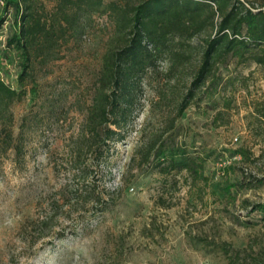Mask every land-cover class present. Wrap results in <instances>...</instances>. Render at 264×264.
I'll return each instance as SVG.
<instances>
[{
  "label": "rangeland",
  "instance_id": "1",
  "mask_svg": "<svg viewBox=\"0 0 264 264\" xmlns=\"http://www.w3.org/2000/svg\"><path fill=\"white\" fill-rule=\"evenodd\" d=\"M100 1L80 10L32 1L43 19L60 20L62 7L72 21L49 56L32 59L22 83L19 55L5 50L12 8L0 29V78L19 93L10 127L24 137L19 162L0 151V264H227L223 246L240 252L237 264L258 255L264 263V64L251 58L260 48L217 57L177 116L216 34L215 5L182 17V30L157 48L146 46L155 63L141 75L123 140L100 160L83 148L80 166L70 163L103 63L127 39L122 17L146 0ZM240 1L264 10V0ZM156 140L194 160L200 176L163 178L140 164Z\"/></svg>",
  "mask_w": 264,
  "mask_h": 264
},
{
  "label": "trees",
  "instance_id": "2",
  "mask_svg": "<svg viewBox=\"0 0 264 264\" xmlns=\"http://www.w3.org/2000/svg\"><path fill=\"white\" fill-rule=\"evenodd\" d=\"M32 1L0 0L2 2L0 29L10 8L13 10V27L5 40V50L15 51L19 55L18 81L21 83L30 74L32 59L40 55L43 58L49 56L56 37L63 34L72 21L62 7L57 10L61 16L60 20L51 22L43 19L40 15L34 14ZM64 2L76 10L101 4L100 0ZM203 4L209 8L211 4L215 5L216 10L211 11L212 18L217 12L220 21L216 26L215 36L207 43L201 65L188 93L177 108V116H180L189 105L193 90L200 89L212 76L215 60L220 55L230 53L238 55L239 52L252 47L260 48L258 53H252L251 58L256 64H264V10L255 9L252 3H248L251 5L246 7L240 0H205L201 4L191 3L189 0H146L133 6L129 13L122 17V24L119 26L123 30H128L124 35L127 37L124 45L110 53L101 68L97 93L86 120L87 129L80 131L81 147L77 149V154L70 162H73L74 167L80 166L79 159L83 148L94 152L97 160H100L108 152L110 144L123 140L124 135L121 134L131 116L141 75L147 67L155 63L154 53L148 52L146 46L152 45L157 48L171 30H182V17L187 15L194 20L198 17ZM54 24H58V29H54ZM18 96L19 93L0 78V118L6 119L8 124V127L0 129V151L4 154L12 152L16 162L24 156V137L21 129L13 135L9 106ZM140 164L154 167L163 178L182 171L194 179L200 176V165L190 158H183L172 147L165 148L164 145H159L157 140L152 141L140 153ZM82 170L84 173L85 169ZM102 210L100 208V211ZM221 249L227 256V264L238 263L239 251H233L231 254L232 249L225 246ZM260 260L258 255L248 264H264Z\"/></svg>",
  "mask_w": 264,
  "mask_h": 264
}]
</instances>
